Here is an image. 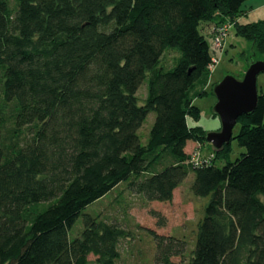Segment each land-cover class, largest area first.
<instances>
[{
    "label": "trees",
    "instance_id": "obj_1",
    "mask_svg": "<svg viewBox=\"0 0 264 264\" xmlns=\"http://www.w3.org/2000/svg\"><path fill=\"white\" fill-rule=\"evenodd\" d=\"M247 1L0 0V264H116L130 232L93 211L72 239L83 209L122 182L147 202L171 201L189 173L206 200L194 241L148 229L152 264L187 252L186 264H264V94L238 119L236 159L231 143L187 153L207 134L188 122L201 116L194 89L214 58L200 25L212 36L232 22L263 54L264 19L238 21ZM169 49L180 52L171 70Z\"/></svg>",
    "mask_w": 264,
    "mask_h": 264
},
{
    "label": "rangeland",
    "instance_id": "obj_2",
    "mask_svg": "<svg viewBox=\"0 0 264 264\" xmlns=\"http://www.w3.org/2000/svg\"><path fill=\"white\" fill-rule=\"evenodd\" d=\"M258 0H248L244 9L248 14L241 17L240 23L256 22L264 19V8L254 9ZM264 2V0H261ZM201 32L206 36L212 46V37L209 34L210 27L206 23L200 25ZM214 56L217 58L213 64L209 82L204 85L198 82L195 86L194 103L201 110L199 119L188 118L191 126H201L207 132H215L221 128L220 118L214 113L216 97L213 93V84L221 81L226 75H233L235 78H242L249 64L254 60H263L264 53H256L253 43L245 37L236 34L233 27L227 34L224 47L216 49ZM180 52L169 49L164 54L163 63L167 70H171L178 63ZM258 90L264 94V72L258 75ZM201 90L206 93L200 95ZM147 93V80L139 87L138 96L143 99ZM155 113L151 112L144 124L142 134L148 133L154 123ZM240 129L239 124L234 127V138L231 140V159L234 160L240 155L244 148L235 138ZM145 143V139L143 140ZM212 152V145L205 141L203 144L189 142L187 153L191 158L209 156ZM224 161L217 160L216 165L221 167ZM194 181V174L189 173L181 185L175 190L173 199L168 202L145 201L140 195L130 193L124 188L126 182L120 183L106 197L98 202H94L83 209L82 214L70 230V238H75L82 231L83 214H91L94 211L100 212L101 217L108 221L116 222L126 230L131 236L120 241L121 257L116 264H152L154 256V243L152 236L148 234V229L154 230L161 235H174L184 237L189 242V247L194 241L197 223L206 200L195 197L191 192ZM264 199V197H263ZM186 257H175L173 260L177 264H186L189 253ZM96 257L89 256L91 264H95Z\"/></svg>",
    "mask_w": 264,
    "mask_h": 264
},
{
    "label": "water",
    "instance_id": "obj_3",
    "mask_svg": "<svg viewBox=\"0 0 264 264\" xmlns=\"http://www.w3.org/2000/svg\"><path fill=\"white\" fill-rule=\"evenodd\" d=\"M193 68L189 70L192 71ZM264 72V61L254 60L247 67L242 78L226 75L213 87L216 97L214 113L220 118L221 128L207 132L206 141L215 151H220L231 143L233 130L238 119L253 112L259 102L258 75Z\"/></svg>",
    "mask_w": 264,
    "mask_h": 264
},
{
    "label": "built area",
    "instance_id": "obj_4",
    "mask_svg": "<svg viewBox=\"0 0 264 264\" xmlns=\"http://www.w3.org/2000/svg\"><path fill=\"white\" fill-rule=\"evenodd\" d=\"M233 27L232 22H226L220 25H217L214 27L212 31V47L214 51L216 49H222L224 47L226 37L230 29ZM217 58L214 56L213 58V64L216 63ZM213 64L210 65V69H212ZM199 157L193 158V160H198Z\"/></svg>",
    "mask_w": 264,
    "mask_h": 264
},
{
    "label": "crops",
    "instance_id": "obj_5",
    "mask_svg": "<svg viewBox=\"0 0 264 264\" xmlns=\"http://www.w3.org/2000/svg\"><path fill=\"white\" fill-rule=\"evenodd\" d=\"M250 8H254V9H261V8H264V2H262L261 0H258V1H256V3L254 4V5H252V6H250ZM246 14H248L247 12H245L243 15H246ZM242 15V16H243ZM241 16V17H242ZM241 17H239L238 18V21L240 22V20H241Z\"/></svg>",
    "mask_w": 264,
    "mask_h": 264
}]
</instances>
